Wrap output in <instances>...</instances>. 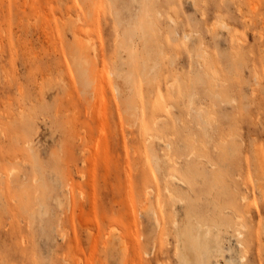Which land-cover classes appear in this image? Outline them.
<instances>
[{
    "label": "rangeland",
    "instance_id": "obj_1",
    "mask_svg": "<svg viewBox=\"0 0 264 264\" xmlns=\"http://www.w3.org/2000/svg\"><path fill=\"white\" fill-rule=\"evenodd\" d=\"M0 175V264H264V0H0Z\"/></svg>",
    "mask_w": 264,
    "mask_h": 264
},
{
    "label": "bare ground",
    "instance_id": "obj_2",
    "mask_svg": "<svg viewBox=\"0 0 264 264\" xmlns=\"http://www.w3.org/2000/svg\"><path fill=\"white\" fill-rule=\"evenodd\" d=\"M55 1V0H54ZM74 1V0H73ZM194 1V0H193ZM222 1V0H221ZM233 1V0H232ZM49 2V1H48ZM80 3V2H79ZM105 3V2H104ZM194 4V3H193ZM6 5V4H5ZM10 5V4H9ZM100 5V4H99ZM103 5V4H102ZM76 6L78 7V5L76 4ZM81 6V5H80ZM77 7H74V8H77ZM99 7V6H98ZM82 8V7H81ZM55 10V9H54ZM219 10V9H218ZM69 11V10H68ZM3 12V11H2ZM217 12V11H216ZM10 13V12H9ZM71 13V12H70ZM217 13H220V11L219 12H217ZM240 13V12H239ZM3 14V13H2ZM90 14V13H89ZM110 14H111V11H110ZM205 15V14H204ZM2 17L4 16V15H1ZM111 16V15H110ZM247 19V18H246ZM249 19V18H248ZM170 21L175 25L177 22L176 21H174V18L172 19V17H170ZM223 21V20H222ZM153 22V21H152ZM244 22H246V21H244ZM82 23V22H81ZM112 23V22H111ZM246 24V23H245ZM250 25V24H249ZM74 26V25H73ZM94 28V27H93ZM176 28V27H175ZM220 28V27H219ZM222 28H227V26L225 25V24H222ZM216 29V28H215ZM221 29V28H220ZM85 30V29H84ZM177 30V29H176ZM223 30V29H222ZM247 30V29H246ZM78 31V30H77ZM75 32V30L73 31L74 33H77L78 35H79V33L78 32ZM227 31V30H226ZM209 32H210V30H209ZM213 32V31H212ZM74 33H73V37H75L74 36ZM76 34V35H77ZM183 36H184V39L186 40V42L187 41H189L190 40V35L189 34H187V32L186 33H183ZM82 37V36H81ZM123 38H122V40H119L118 41V44L117 45H119V47L120 48H125V49H127L129 52L131 51V48H132V36L128 33V32H125L124 33V35L122 36ZM76 40V39H75ZM77 41V40H76ZM75 41V42H76ZM117 42V41H116ZM76 47L77 46H79V47H77V48H79V50H78V52H77V55H75L74 57H72L73 59H78L79 61H81V62H89V61H84L83 59H84V53H86L87 55L89 54L87 51H88V48L86 47V46H83V44H82V42L78 39V43L76 42ZM80 44H82V46L80 45ZM86 45V44H85ZM10 46V45H9ZM8 46V47H9ZM80 46H81V48H80ZM100 48V47H99ZM93 49H95V48H93ZM95 51V50H94ZM12 52H13V50H12ZM15 52V51H14ZM93 52V51H92ZM94 53V52H93ZM97 54H98V52H97ZM96 54V55H97ZM105 54V53H104ZM16 55V54H15ZM95 55V54H94ZM12 56V55H11ZM99 56V55H98ZM98 56L96 57V59H98ZM13 57V56H12ZM8 62H10V61H8ZM97 64V63H96ZM104 64V63H103ZM105 67V66H104ZM106 69V68H105ZM104 73H106V70H105V72ZM113 74V73H112ZM104 76V75H103ZM14 77V76H13ZM95 77V76H94ZM103 79V78H102ZM106 79V78H105ZM108 80V79H107ZM93 82V84L95 83L94 81H92ZM91 82V83H92ZM97 82V81H96ZM99 82V81H98ZM105 82H106V80H105ZM173 84H171L170 85V87L172 86ZM99 87V86H98ZM21 91V90H20ZM96 92V91H95ZM20 94V93H19ZM12 95V94H11ZM21 95V94H20ZM22 96V95H21ZM21 100V99H20ZM161 101H162V99H160ZM232 100V99H231ZM235 102V101H234ZM9 103V102H8ZM106 105V104H105ZM4 106V105H3ZM161 106V105H160ZM171 107V106H170ZM11 108V107H10ZM9 108V109H10ZM91 111V110H90ZM11 112H12V110H11ZM87 112V111H86ZM93 116V115H92ZM91 116V117H92ZM158 117V116H157ZM161 117V116H160ZM95 122V121H94ZM74 127V126H73ZM3 133V132H2ZM4 135V134H3ZM5 136V135H4ZM1 177H4V175H0V182H1ZM172 178L173 179H177L176 178V176H172ZM144 181V180H143ZM143 186H145L146 187V185H143ZM260 187V186H259ZM140 193V192H139ZM148 193V192H147ZM85 195V194H84ZM147 195V194H146ZM72 199V198H71ZM9 200V199H8ZM71 204H72V202H71ZM99 205V204H98ZM24 207V206H23ZM70 207V206H69ZM89 207V206H88ZM101 207H102V205H101ZM21 208V207H20ZM100 208V207H99ZM23 209V208H22ZM107 209V208H106ZM112 209V208H111ZM96 210V209H95ZM133 210V209H132ZM91 211V210H90ZM85 213V212H84ZM90 213V212H89ZM100 213V212H99ZM244 213V212H243ZM87 214V213H86ZM245 214V213H244ZM247 214H249V212L247 213ZM24 215V214H23ZM85 215V214H84ZM91 215V214H90ZM14 216V215H13ZM249 216V215H248ZM251 216V215H250ZM12 217V216H11ZM33 217V216H32ZM100 217H101V215H100ZM122 217V216H121ZM35 218V217H34ZM84 218V217H83ZM240 218H242V217H240ZM102 219V217L100 218V220ZM8 220V219H7ZM101 221H103V219L101 220ZM242 221V220H241ZM102 223V222H101ZM87 226H88V224H86ZM73 226V225H72ZM80 226V225H79ZM243 226V225H242ZM98 227V226H97ZM27 228V227H26ZM94 228V227H93ZM88 230V229H87ZM13 232V231H12ZM111 232V234H114V233H112V231L110 230L109 231V233ZM108 233V232H107ZM74 234V233H73ZM75 235V234H74ZM104 236V235H103ZM110 236V234H107V237H109ZM114 235H112V237H113ZM65 237V236H64ZM107 239L108 238H106V239H104V240H106L107 241ZM124 242V241H123ZM128 242V241H127ZM107 243V242H106ZM124 244V243H123ZM128 244V243H127ZM18 245V244H17ZM16 245V246H17ZM125 245H126V241H125ZM107 246V245H106ZM124 246V245H123ZM128 247H129V245H127ZM126 246V247H127ZM9 247V246H8ZM18 247V246H17ZM25 247V246H24ZM123 248V247H122ZM82 250V249H81ZM105 250V249H104ZM127 250H128V248H127ZM126 251V250H125ZM76 252V251H75ZM24 255V254H23ZM74 256H76V255H74ZM22 258V257H21ZM23 261V260H22ZM80 261V260H79ZM92 262V261H91Z\"/></svg>",
    "mask_w": 264,
    "mask_h": 264
}]
</instances>
